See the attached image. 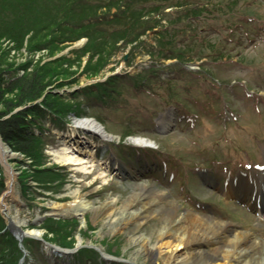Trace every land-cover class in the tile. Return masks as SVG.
I'll return each instance as SVG.
<instances>
[{"label":"rangeland","instance_id":"1","mask_svg":"<svg viewBox=\"0 0 264 264\" xmlns=\"http://www.w3.org/2000/svg\"><path fill=\"white\" fill-rule=\"evenodd\" d=\"M55 3L67 4L66 0ZM69 7L79 14L76 24L89 16L121 17L102 25L99 32L107 30L94 39L81 36L68 43L55 57L47 51L36 54V61L66 58L73 64L69 78L48 89V100L60 101L71 111L60 119L52 114L31 132L38 137L40 168L23 152H16L21 157L11 163L16 187L7 200L13 217L19 214L28 228L44 232L43 239L62 254L34 239L22 248L18 245L2 213L8 175L0 162V264H151L138 245L127 247L132 238L152 237L162 217L141 226L134 221L111 233L102 230L104 219L96 220L92 211L85 219L47 214L57 198L68 199L74 191H92L90 202L97 207L116 202L118 217L125 202L142 187L163 190L164 204L213 216L229 214L224 222L262 241L264 216L221 191L239 174L251 184L258 181L259 190L264 188V107H259L264 104V0H91L88 6ZM179 15L186 17L174 27L171 21ZM152 19L162 25L125 43L134 32L140 36L143 31L137 30ZM168 29L171 32L161 33ZM178 31L177 42L172 43L171 34ZM115 38L117 48L109 62L98 66L101 55L97 52L94 57V49L109 47ZM23 58L18 59L23 62ZM247 108L255 109L251 119H246ZM75 117L95 118L113 140L75 129ZM138 137L154 145L136 146L132 140ZM72 156L87 162L69 164L63 159ZM132 170L136 173H128ZM205 189L216 196L215 202L188 205ZM231 203L245 216L238 218ZM39 218L44 219L35 224ZM157 240L154 235L152 245ZM93 246L103 248L112 259Z\"/></svg>","mask_w":264,"mask_h":264},{"label":"bare ground","instance_id":"2","mask_svg":"<svg viewBox=\"0 0 264 264\" xmlns=\"http://www.w3.org/2000/svg\"><path fill=\"white\" fill-rule=\"evenodd\" d=\"M260 105V109L263 110L264 104ZM254 110L253 108L246 109V119L252 118L251 113ZM209 127L210 130L216 129L214 125H209ZM74 128L91 134L94 133L103 141H112L114 138L94 118L85 117L75 120ZM132 141L136 146L149 148L154 145L153 141L140 137ZM249 153L251 152L249 151ZM63 159L69 164L73 163V161H77L75 163L80 161L81 164L87 162L85 159L80 160L73 156ZM20 160V154L3 144L0 139V162L8 175L7 193L1 200L2 213L6 217L8 230L16 236L18 245L25 246V243L29 240H43L45 233L33 227L28 228V223L25 220H21L19 214L17 217H13L12 212H10L7 200L13 195L16 187V174L11 163H18ZM122 171L125 172L123 168ZM128 173L135 174L136 171L132 170ZM230 181L227 189L221 191L222 195L234 196V199H239L245 203L249 211L264 205V188L259 190L258 181H253L251 184L250 180H246L240 174L236 180L230 178ZM201 193L205 198L199 196L198 200L191 199L187 202L188 205L195 206L198 205V202L206 201L215 202L216 196L208 194L207 189L202 190ZM92 194V191L85 192V194L80 191H74L68 196V199L67 197L57 198L47 210V214L59 217L67 215L80 216L85 219L86 213L92 211L96 213V220L100 217L104 219L102 230L105 232L110 229L111 233L123 230V228H126L134 221H138L141 226L160 216L162 217L160 220L161 226L154 230V235H157L158 239L156 243L152 245L154 235L148 239L141 235V237L132 238L127 247L130 248L133 244L138 245L140 247L138 249L139 253L145 255L146 260L150 261L151 264L157 262L164 264H264V230L259 232L262 239V241H259L252 232L241 231L237 225L230 221L224 222L222 218L228 219L229 214L217 212L213 216L201 212L194 213L190 210L183 211L175 203H163L167 197L163 190L142 187L139 193H135L125 202L118 217H115L116 202L109 201L97 207L90 202L89 197ZM220 203L222 202L220 201ZM229 207L236 208V216L238 218L239 216H245L240 207L234 204L229 205ZM99 236H102V233H99ZM79 242L80 245L84 244L82 238L79 239ZM93 247L101 251L103 255L108 256L100 246ZM55 251L62 254V251L58 248H55ZM111 257V255L108 256V260ZM105 259L107 260V258Z\"/></svg>","mask_w":264,"mask_h":264},{"label":"trees","instance_id":"3","mask_svg":"<svg viewBox=\"0 0 264 264\" xmlns=\"http://www.w3.org/2000/svg\"><path fill=\"white\" fill-rule=\"evenodd\" d=\"M57 1L0 0V136L4 143L12 147L15 152H23L39 168L43 165V161L39 153V144L35 141L38 137L31 132L34 128L38 129L42 126V122L50 119L52 114L60 119L65 118L63 116L66 113H70L71 110L66 111V107L62 108L60 101L58 103L55 99H52L53 102L48 100L51 97L48 89L58 80L66 81L73 73V64L66 58L36 61V54L47 50L50 57H55L68 43L78 41L81 36H90L94 39L107 30L102 28L99 32L102 25L119 22L121 17V15L89 16L76 24L73 22L77 21L79 14L69 6L75 3L88 6L91 0H66V6L61 3L56 5ZM7 12H13L14 15L7 16ZM185 17L180 15L174 17L175 20L171 21L175 24L173 26H178V22L184 21ZM161 25L162 22L156 19L145 21L137 30L139 33L143 31L140 36L134 32L125 43H133L152 27ZM168 32L171 30L161 33ZM161 33H157V36ZM178 37L179 31L172 33L171 42H177ZM117 40L112 41L109 47H105L106 44L103 43L104 47L94 49L96 52L94 57L97 52L101 55L98 66H104L109 62L117 48ZM179 44L177 43L175 47ZM19 55L24 57L23 62L18 59ZM185 57L184 54L180 55V61H184ZM21 72L25 74L20 76ZM20 107L24 108L12 114ZM2 185L3 183L0 182V189ZM59 238L63 240L66 236Z\"/></svg>","mask_w":264,"mask_h":264},{"label":"water","instance_id":"4","mask_svg":"<svg viewBox=\"0 0 264 264\" xmlns=\"http://www.w3.org/2000/svg\"><path fill=\"white\" fill-rule=\"evenodd\" d=\"M0 139L2 140L1 136H0ZM2 142H3V140H2ZM3 144H5V143L3 142ZM5 145H6V144H5ZM10 148H11V147H10ZM43 219H44V218L40 219L39 222H37V223L35 222V224L40 223ZM38 241H40V242L46 244L47 246H49V247H51V248H53V249L56 248L55 246L53 247L50 243H47L44 239H43V240H38ZM20 247L22 248L23 246L20 245ZM23 250H24V253L27 254L26 250H25V249H23ZM23 260H24V258L22 259V261H23Z\"/></svg>","mask_w":264,"mask_h":264},{"label":"built area","instance_id":"5","mask_svg":"<svg viewBox=\"0 0 264 264\" xmlns=\"http://www.w3.org/2000/svg\"><path fill=\"white\" fill-rule=\"evenodd\" d=\"M43 52H46V51H43ZM42 53V52H41ZM41 53H37V54H41Z\"/></svg>","mask_w":264,"mask_h":264}]
</instances>
